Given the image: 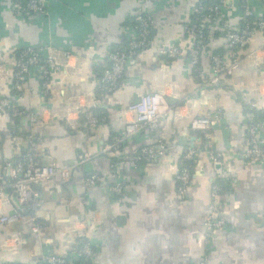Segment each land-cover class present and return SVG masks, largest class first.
I'll list each match as a JSON object with an SVG mask.
<instances>
[{
  "label": "crops",
  "instance_id": "obj_1",
  "mask_svg": "<svg viewBox=\"0 0 264 264\" xmlns=\"http://www.w3.org/2000/svg\"><path fill=\"white\" fill-rule=\"evenodd\" d=\"M256 15L264 0H250ZM198 0H50L48 15L29 13L16 0H0V100L19 97L26 113L41 112L43 140L37 158L44 164L71 166L81 152L91 162L72 169L71 177L37 186L45 199L37 214L43 225L32 232L30 220L0 222V263L40 264L46 254L68 257L83 234L95 248L93 264H264V161L248 162L245 100H255L264 111V32L258 31L240 53L234 76L212 84L211 57H227L223 23H243L239 0H229L224 16L206 30L201 55L203 76L191 63L194 37L187 31ZM143 9L154 22L150 45L128 65L127 84L108 95L99 82L108 51L124 47L136 37L135 16ZM163 44L177 45L182 54L172 60L160 54ZM53 49L66 62L51 77L50 93L41 90V77L32 69L17 92L13 78L19 51ZM163 92L171 110L155 134L144 130L116 153L104 151L133 119L129 106L143 94ZM106 117L88 130L83 111ZM209 116L207 133L193 131L190 120ZM28 117L13 132L8 116L0 113V176L7 160L22 155L28 136L36 131ZM210 135V142L204 135ZM264 138V129L261 132ZM158 141L165 155L138 162L141 149ZM189 147L199 150L191 185L180 195L177 174ZM223 153L218 173L208 148ZM113 165L126 183L122 195L88 187L90 174L107 177ZM235 190L223 198L227 224L206 236L211 187L227 175ZM221 200V199H220ZM16 207L13 197L0 199V217Z\"/></svg>",
  "mask_w": 264,
  "mask_h": 264
},
{
  "label": "built area",
  "instance_id": "obj_2",
  "mask_svg": "<svg viewBox=\"0 0 264 264\" xmlns=\"http://www.w3.org/2000/svg\"><path fill=\"white\" fill-rule=\"evenodd\" d=\"M50 0H16V4L29 13L48 15V2ZM229 0H198L197 5L191 11V23L187 31L194 37L195 43L189 49V56L192 65L199 76H203L201 69V55L206 48V30L208 26L217 23L225 14ZM243 15V23L240 27H233L229 22L223 23L225 32L227 57L214 54L210 61L213 76L212 84H219L222 77H232L241 65V51L250 44L252 38L258 31L264 32V11L256 15L250 0H239ZM136 37L129 41L124 47L114 48L108 51L107 63L99 82V92L108 95L122 88L127 84V68L133 62L140 51L146 49L150 43L154 30V22L151 17L140 9L135 16ZM264 50V45L262 47ZM160 54L168 59H176L182 54L177 45L163 44ZM59 59L53 49L46 51L25 48L19 51L13 78L14 89L18 92L21 83L32 69H37L41 77V90L44 96H48L51 87V77L65 67L66 62ZM12 96L0 100V113L8 116L13 132L19 127V122L28 117L30 124L36 128L32 135L28 136L29 148L19 157L7 160L3 165V174L0 176V199L13 197L16 207L9 214L0 217L2 224L13 225L24 220H30L33 233H40L43 225L37 222V214L44 208L45 199L38 191L37 186L45 182L59 178L66 182L70 179L72 169L76 166L85 165L92 161L93 156L88 152H81L77 160L71 166H59L57 164H44L37 158L39 143L43 140V133L39 130L41 112L26 113L19 105V97ZM167 96L157 91L143 94L137 103L129 106V111L134 114L132 120L125 123L123 131L113 141L106 145L104 151L113 154L121 150L124 144L136 134L148 131L151 134L157 133L161 121L171 110ZM245 123L247 127V149L245 158L248 162L259 163L264 161V138L261 135L264 129V111L259 109L255 100H245ZM85 120L82 127L86 130L99 126L105 122L106 117L98 115L92 110L82 112ZM190 127L193 131L207 133L211 128L209 116H195L190 120ZM204 139L210 142V135H204ZM168 147L161 141L153 146L140 150L136 160L138 162L149 161L165 155ZM208 154L218 173L223 170L224 155L221 152L208 148ZM199 150L189 147L180 165L177 180L180 195H186L191 185L194 169L192 163L197 161ZM88 187L99 185L101 190L111 192L114 195H122L126 183L122 181L119 168L113 165L112 172L107 177H100L94 173L86 179ZM223 185L215 182L211 187V205L206 218L205 232L211 237L215 230L226 226V217L223 215V207L220 196ZM96 255L95 248L89 241L87 234H83L79 245L68 257H61L53 254L44 255L40 264H93ZM0 264H23V263H0Z\"/></svg>",
  "mask_w": 264,
  "mask_h": 264
},
{
  "label": "trees",
  "instance_id": "obj_3",
  "mask_svg": "<svg viewBox=\"0 0 264 264\" xmlns=\"http://www.w3.org/2000/svg\"><path fill=\"white\" fill-rule=\"evenodd\" d=\"M182 162H183V160H182ZM191 166L194 169L195 168V163H192ZM217 182H219L220 184L223 185V190H222V193H221V196H220V199H221V201L223 203L224 195H226V193H231V192H233V190H235V187H236L235 186V178H234L233 175L230 174L229 176L227 175L224 178L218 179ZM83 264H90V263H83Z\"/></svg>",
  "mask_w": 264,
  "mask_h": 264
}]
</instances>
